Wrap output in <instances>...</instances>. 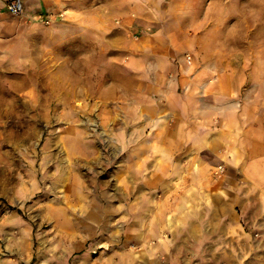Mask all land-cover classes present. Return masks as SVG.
<instances>
[{
    "label": "rangeland",
    "instance_id": "374dc122",
    "mask_svg": "<svg viewBox=\"0 0 264 264\" xmlns=\"http://www.w3.org/2000/svg\"><path fill=\"white\" fill-rule=\"evenodd\" d=\"M50 1L48 25L0 42V264H60L64 239L71 259L86 241L95 250L79 264H164L157 236L133 238L143 219L158 232L177 177L189 206L208 182L215 220L230 225L216 229L225 255L172 264H264V189L224 155L241 154L247 173L264 148L206 150L203 173L192 148L221 120L264 127L248 106L242 122L218 113L246 96L207 80L226 63L264 77V0Z\"/></svg>",
    "mask_w": 264,
    "mask_h": 264
},
{
    "label": "crops",
    "instance_id": "0c3cea01",
    "mask_svg": "<svg viewBox=\"0 0 264 264\" xmlns=\"http://www.w3.org/2000/svg\"><path fill=\"white\" fill-rule=\"evenodd\" d=\"M24 4V13L20 16L13 17L11 14H9L6 11L5 8V0H0V42L8 41L11 39V37H21L25 34H27L28 31H30L32 28L37 27L39 24H42L41 21H35L33 20V17L35 15H42L43 18L50 19L52 16V3L50 0H23ZM53 18V17H52ZM24 19L28 20L29 22H24ZM38 24V25H37ZM233 65H228V63L222 65L220 69L215 66L214 68H217V72L214 71L213 74L208 77V83H222V84H231L230 91L232 97L227 98L228 100H233L236 95H244L246 96L244 102L239 103L238 106H232L231 103L226 104V106L221 109V112L218 111V113H223V116L228 117H236V120L242 122L240 120V117L242 114H244V111L246 109V106L249 108H254L255 115H258L260 117H264V77L260 78L257 76H241L238 74V71L234 70L236 69V66L232 67ZM240 73V72H239ZM246 85L243 88V85ZM250 84L258 85L254 89L247 86ZM227 89V88H226ZM247 93H245L246 90ZM244 92V94H241V92ZM255 93V95H253ZM253 95V96H252ZM226 102V101H225ZM217 109V108H216ZM214 111L208 110L207 116L208 119L206 121L207 124L212 122L214 125L215 123L210 120L211 116L213 115ZM261 123H264V118L260 121ZM221 129L218 128V124H216V129L212 130L211 126L204 127V133L201 135L202 137L198 139V142L194 143L192 148H197L199 150L193 151V153H197L198 156H195L196 159L193 157V163L198 167V172H204L202 170V165L204 164V156L206 150H211L215 148H241V147H254V148H264V127H261L259 129L257 128H250V129H243L239 127V125H231L226 120H221ZM236 137V138H235ZM225 152V151H224ZM224 155H226V160L228 166H232L236 171L238 172H244L245 178L255 181V186L260 189H264V157H260L259 159L255 160H249L250 168L247 171H239V167L237 168L239 164L243 163L245 161L242 159L243 156L241 154H233L227 152ZM182 160V158H181ZM181 170H182V164ZM181 180V178L179 179ZM178 177L176 180V184L174 187V200L170 197L171 191L167 194V191L162 192L164 193V201L165 204L170 205V202L174 201V204L171 209L165 208V212L163 216H161L159 220V227L158 232L156 230L148 231L147 221L146 219H143L138 225V231L137 234L134 235L137 238H133L135 241H139L138 239L140 237L149 236L150 238L153 236H157L159 238V245H158V253H159V260L163 261L164 264H172L175 260L181 259L183 257L184 253H191L193 255L198 253H205L208 258H213L214 255L219 252L225 255V250L218 251L217 245L221 244L219 238L221 237V233L219 231H216V229H223L224 227H228L230 225L227 221H216V217H219L218 210L216 207L208 203V196L210 195V189L209 183L207 182L205 185L203 183H200V190H206L203 193L204 194V200L203 204H193L190 205L187 203H184V200L181 196L182 194V185L177 184ZM182 183V180H181ZM194 189V188H193ZM209 190V191H208ZM181 191V194H180ZM142 193H148L151 194V188H143ZM132 195H135L134 188L132 189ZM135 202V201H134ZM143 206L145 203V200L142 202ZM234 210V206H231ZM221 211H231V209H228L226 206L222 205L220 208ZM146 210L144 211V213ZM261 212H264V207H261ZM183 213H186L185 215ZM232 213L229 212V215ZM144 217V216H143ZM131 218V216H130ZM129 221V220H128ZM220 223H222L220 225ZM132 220L129 221L128 227H131ZM238 226V225H237ZM240 226V225H239ZM64 228H67V225L64 224ZM134 227V226H133ZM257 227L262 230L263 234H261V237L258 239L259 244H264V219L260 220L257 223ZM64 234H67L70 236L71 231L66 230ZM67 237V239H70L71 237ZM66 239H64L65 241ZM63 241V259L60 262V264H67L65 260H67L66 256L69 257L68 261H71L69 264H79V261L81 262H88L90 261V256L92 252H95L93 250V247L87 248L84 244L81 245L80 250L78 251V256L74 255L75 258L71 259L72 257V250L69 244H64L66 242ZM112 241H117L116 237L114 239L111 238ZM68 243H70L67 240ZM201 244L200 250L197 249L198 245ZM105 245V249L109 246V243L107 241H101L99 242L98 248L103 247ZM188 250V252H187ZM102 250L101 252H103ZM231 252V251H230ZM189 253V254H190ZM80 256V257H79ZM79 257V258H77ZM103 257V256H102ZM225 258V257H224ZM264 258V256L262 257ZM110 259H113L110 258ZM101 260V259H100Z\"/></svg>",
    "mask_w": 264,
    "mask_h": 264
},
{
    "label": "built area",
    "instance_id": "2783aa9c",
    "mask_svg": "<svg viewBox=\"0 0 264 264\" xmlns=\"http://www.w3.org/2000/svg\"><path fill=\"white\" fill-rule=\"evenodd\" d=\"M6 11L12 16H20L24 13L23 0H5ZM35 21H41L43 24L48 25L51 19L43 18L42 15H35Z\"/></svg>",
    "mask_w": 264,
    "mask_h": 264
}]
</instances>
